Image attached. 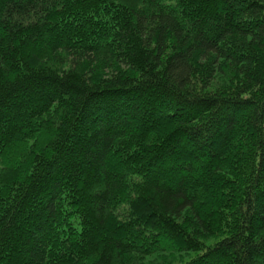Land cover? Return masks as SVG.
I'll list each match as a JSON object with an SVG mask.
<instances>
[{"label":"trees","instance_id":"obj_1","mask_svg":"<svg viewBox=\"0 0 264 264\" xmlns=\"http://www.w3.org/2000/svg\"><path fill=\"white\" fill-rule=\"evenodd\" d=\"M0 264H264V0H0Z\"/></svg>","mask_w":264,"mask_h":264},{"label":"rangeland","instance_id":"obj_2","mask_svg":"<svg viewBox=\"0 0 264 264\" xmlns=\"http://www.w3.org/2000/svg\"><path fill=\"white\" fill-rule=\"evenodd\" d=\"M109 159H110V157H109ZM115 169H116V168H115ZM104 232H105V231H104ZM113 233H114L113 235H114L115 237H120V236H119L120 234H119L118 231H115V230H114Z\"/></svg>","mask_w":264,"mask_h":264}]
</instances>
